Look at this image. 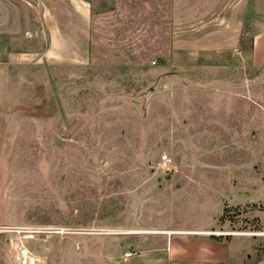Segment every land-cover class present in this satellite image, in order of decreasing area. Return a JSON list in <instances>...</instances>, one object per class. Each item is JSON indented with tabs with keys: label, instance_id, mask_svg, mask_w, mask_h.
<instances>
[{
	"label": "rangeland",
	"instance_id": "obj_1",
	"mask_svg": "<svg viewBox=\"0 0 264 264\" xmlns=\"http://www.w3.org/2000/svg\"><path fill=\"white\" fill-rule=\"evenodd\" d=\"M262 32L264 0H0V264H264Z\"/></svg>",
	"mask_w": 264,
	"mask_h": 264
},
{
	"label": "crops",
	"instance_id": "obj_2",
	"mask_svg": "<svg viewBox=\"0 0 264 264\" xmlns=\"http://www.w3.org/2000/svg\"><path fill=\"white\" fill-rule=\"evenodd\" d=\"M253 54L256 63H262L264 61V32L255 36L253 41ZM219 254L217 251V246L210 242L209 253L207 257L210 259H220L222 261L228 259V252L225 253V255L219 256Z\"/></svg>",
	"mask_w": 264,
	"mask_h": 264
},
{
	"label": "built area",
	"instance_id": "obj_3",
	"mask_svg": "<svg viewBox=\"0 0 264 264\" xmlns=\"http://www.w3.org/2000/svg\"><path fill=\"white\" fill-rule=\"evenodd\" d=\"M164 158H166V156H164Z\"/></svg>",
	"mask_w": 264,
	"mask_h": 264
}]
</instances>
